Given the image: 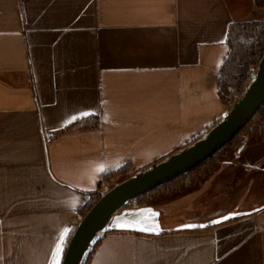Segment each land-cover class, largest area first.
Masks as SVG:
<instances>
[{"label":"crops","instance_id":"crops-1","mask_svg":"<svg viewBox=\"0 0 264 264\" xmlns=\"http://www.w3.org/2000/svg\"><path fill=\"white\" fill-rule=\"evenodd\" d=\"M255 5L0 0V264H53L63 237L61 264L105 174L146 169L218 122L229 28ZM235 158L254 166L264 144ZM207 189L171 194L192 193L173 206ZM252 201L185 223L193 227L170 230L166 217L158 234L108 232L89 264H264V203Z\"/></svg>","mask_w":264,"mask_h":264},{"label":"water","instance_id":"water-1","mask_svg":"<svg viewBox=\"0 0 264 264\" xmlns=\"http://www.w3.org/2000/svg\"><path fill=\"white\" fill-rule=\"evenodd\" d=\"M259 61L245 91L201 138L151 163L146 169L137 170L109 190L99 191L100 199L77 224L61 264H87L95 245L114 226L124 225L131 231L146 234L162 231L159 209L149 205L126 211L123 207L204 164L250 123L264 103V54Z\"/></svg>","mask_w":264,"mask_h":264},{"label":"rangeland","instance_id":"rangeland-1","mask_svg":"<svg viewBox=\"0 0 264 264\" xmlns=\"http://www.w3.org/2000/svg\"><path fill=\"white\" fill-rule=\"evenodd\" d=\"M244 16L245 20H264V7H258L255 5L254 8H246ZM257 69L258 67L254 66L249 68L247 74L248 81L246 86L252 79L251 74L256 72ZM232 91V94L225 99L227 110L232 106V104L229 102L231 97H235L236 95L240 96L243 93L234 89H232ZM255 124L249 125L247 129L242 132L243 134L241 135V138L243 139V142L241 143V145H239L238 147L236 146L239 142L238 140L236 145H234L236 147L233 146L232 149L229 150V152L216 156L210 162H208L209 164L205 167L210 166V168H214L213 171L206 173L205 176H201V178L194 179V181L192 179L190 181L188 176L178 177L176 178V180L170 183H166L159 188L149 191L144 196L135 198L130 203L124 206V210L130 211L136 207H145L149 205H155L161 208L164 207L166 208V210H164V212L162 213L160 221L164 222L166 217L172 218L173 221L167 220V222H170L169 227L177 229L178 227L186 226L187 224L185 223L187 222H191L192 224L196 223L198 222L197 220H199L201 224H206V219H209V215L224 209H228L230 207V204L238 200L239 197L242 200V203H244L249 198H254L256 199V201L250 202V205H263L264 158H262V160H260V162H258L254 166H246L241 163L239 165L237 163L232 165L231 161V159L237 160L235 156H239L241 154V151H243L244 149L251 148V146L253 145H261V143L264 144V134L261 132L262 124H259L258 129L260 132L257 133H255L256 131L254 130ZM236 165L238 167H236ZM120 179L121 177L119 176V178H115L111 182H106L105 187L104 189H102V191L109 190L117 183H119ZM248 185H252L253 189L234 191L225 190L229 189L230 187H240V189H242L244 187H248ZM220 186L223 187V191L222 188L221 191H214L217 188H220ZM206 187H208L206 193L196 194L198 196H196V200L192 201V203L179 204L176 209L173 206L174 204L183 201L184 197L191 196L192 193L177 195L171 194L191 191L193 189H205ZM235 210L236 209H234L233 212H235ZM232 213L228 214L231 215ZM67 243L68 238L64 251L68 246ZM64 251L63 254L65 253ZM64 255L62 257V261Z\"/></svg>","mask_w":264,"mask_h":264},{"label":"trees","instance_id":"trees-1","mask_svg":"<svg viewBox=\"0 0 264 264\" xmlns=\"http://www.w3.org/2000/svg\"><path fill=\"white\" fill-rule=\"evenodd\" d=\"M254 3L258 7H264V0H254ZM228 43L231 48L230 54L228 58L225 60V63L222 67L221 74L219 76L220 77L219 79L220 90L219 91H220L221 98L224 101V104H225V99L229 95L232 94L233 92L232 89L237 90L241 93L244 92L245 86L248 81L247 74H248L249 68L252 66L258 67L259 65V62H260L259 60L264 54V20H260V19L243 20L241 22L233 23L229 28ZM251 124H255V128H254V130L256 131L255 133L260 132L258 127H259V124H262L261 132L264 134V103H263V106L260 108V110L252 118L250 123L246 125V127L235 138H233L232 141L227 143L221 150H219L217 154L207 159L204 162V164L200 165L199 167L191 170V172L185 175H182V176H188L190 181L191 179L194 181V179L201 178V176H205L206 173L213 171L214 168H210V166L205 167L206 165L209 164L208 162H210L216 156L229 152V150H231L232 147L236 145L238 140L239 142L236 146L238 147L239 145H241V143L243 142V139L241 138V135L243 134L242 132L246 130L247 127ZM136 171L137 169L131 166L130 163H125L121 165L119 169L105 174L104 175L105 182H102L99 185V190L92 192L89 195V198L86 201V203L82 207H80L79 211L81 212L82 217L89 211L91 206H93L94 203H96L100 199L101 196H100L99 191H102V189H104L106 182H111L113 179L119 178V176L121 177L120 181L124 180L132 176L133 173H135ZM151 206L161 210L162 213L164 212V210H166V208L164 207L161 208L155 205H151ZM168 228L170 230H174L173 228H170L169 226ZM75 229L69 235L67 245L69 244L70 239ZM121 231H131V230H129L126 226L121 225V226L112 227L109 232H121ZM135 232L142 233L138 231H135ZM101 241L102 240H100L95 245L93 252ZM93 254L91 255L87 264L90 263Z\"/></svg>","mask_w":264,"mask_h":264},{"label":"snow or ice","instance_id":"snow-or-ice-1","mask_svg":"<svg viewBox=\"0 0 264 264\" xmlns=\"http://www.w3.org/2000/svg\"><path fill=\"white\" fill-rule=\"evenodd\" d=\"M81 115L82 116H87V115H89V113L85 112V113H82ZM78 118H80V117H78V116H73L72 117L73 120L78 119ZM228 218H230V217H225L224 219H228ZM219 222L220 221H214V223H219ZM186 227H193V226L188 225ZM199 227H204V225H200ZM69 231L70 230H68V229L64 230L65 233H68ZM63 242H64L63 237H61L60 241L57 243V245L55 247V251L53 253V257H54L53 264H59V261H58V259H56V257L62 252Z\"/></svg>","mask_w":264,"mask_h":264},{"label":"built area","instance_id":"built-area-1","mask_svg":"<svg viewBox=\"0 0 264 264\" xmlns=\"http://www.w3.org/2000/svg\"><path fill=\"white\" fill-rule=\"evenodd\" d=\"M237 94H238V93H237ZM238 95H239V94H238ZM238 97H239V96H237V95H236L235 97H231V99H230L229 102H230L231 104H233L234 101H235Z\"/></svg>","mask_w":264,"mask_h":264}]
</instances>
